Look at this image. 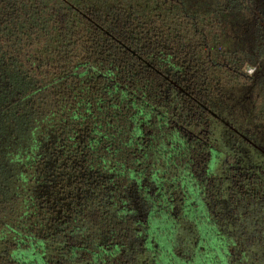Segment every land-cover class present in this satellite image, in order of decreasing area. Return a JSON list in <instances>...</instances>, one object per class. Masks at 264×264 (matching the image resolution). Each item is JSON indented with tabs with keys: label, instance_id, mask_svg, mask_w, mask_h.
Masks as SVG:
<instances>
[{
	"label": "trees",
	"instance_id": "obj_1",
	"mask_svg": "<svg viewBox=\"0 0 264 264\" xmlns=\"http://www.w3.org/2000/svg\"><path fill=\"white\" fill-rule=\"evenodd\" d=\"M0 264H264V0H0Z\"/></svg>",
	"mask_w": 264,
	"mask_h": 264
}]
</instances>
